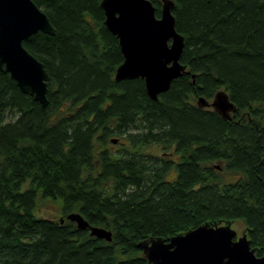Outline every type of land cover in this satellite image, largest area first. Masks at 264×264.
Wrapping results in <instances>:
<instances>
[{
  "label": "trees",
  "instance_id": "trees-1",
  "mask_svg": "<svg viewBox=\"0 0 264 264\" xmlns=\"http://www.w3.org/2000/svg\"><path fill=\"white\" fill-rule=\"evenodd\" d=\"M33 1L55 28L23 40L48 70V102L0 70V264H149L139 241L236 219L261 254L264 0H174L189 72L156 99L141 77L115 79L122 53L101 0ZM218 88L236 105L229 119L196 104ZM47 196L62 220L36 214Z\"/></svg>",
  "mask_w": 264,
  "mask_h": 264
},
{
  "label": "water",
  "instance_id": "water-1",
  "mask_svg": "<svg viewBox=\"0 0 264 264\" xmlns=\"http://www.w3.org/2000/svg\"><path fill=\"white\" fill-rule=\"evenodd\" d=\"M174 3L160 0L157 16L152 0L100 1L104 24L117 37L122 53L115 79L141 77L153 99L174 78L189 72L180 61L184 36L175 28ZM37 30L55 32L47 14L33 0H0V70L8 72L21 91L46 105L48 70L22 43ZM191 76L194 80V74ZM196 104L211 107L227 119L236 109L222 88L210 99L198 96ZM66 217L91 235L111 239L110 229L90 224L78 211H70ZM231 222L205 221L167 237H149L137 245L149 264H264V251L257 255L246 232L236 236Z\"/></svg>",
  "mask_w": 264,
  "mask_h": 264
},
{
  "label": "rangeland",
  "instance_id": "rangeland-1",
  "mask_svg": "<svg viewBox=\"0 0 264 264\" xmlns=\"http://www.w3.org/2000/svg\"><path fill=\"white\" fill-rule=\"evenodd\" d=\"M111 147L113 148L118 147V143H112ZM222 173H223L224 179L226 180L235 178L236 176V173H234L233 171L222 170ZM173 174L174 173L171 172V175ZM60 204H61L60 198H56V200H54L53 198L48 197V196L46 198L40 197L37 201V206L35 208L36 214L54 218V219L60 218L62 216ZM218 223H224V222H218ZM231 226L236 230V236L242 235L243 232L245 231V224H244L243 219L233 220L231 222Z\"/></svg>",
  "mask_w": 264,
  "mask_h": 264
},
{
  "label": "flooded vegetation",
  "instance_id": "flooded-vegetation-1",
  "mask_svg": "<svg viewBox=\"0 0 264 264\" xmlns=\"http://www.w3.org/2000/svg\"><path fill=\"white\" fill-rule=\"evenodd\" d=\"M153 4H154V3H153ZM155 9H156V5H155ZM159 9H160V6H159ZM155 14H156L157 16L159 15V14L156 13V10H155ZM27 37H28V36H27ZM27 37H26V38H27ZM24 39H25V38H24ZM24 39H23V40H24ZM23 40H22V43H23ZM232 113H233V112H232ZM232 113H231V116H232Z\"/></svg>",
  "mask_w": 264,
  "mask_h": 264
}]
</instances>
